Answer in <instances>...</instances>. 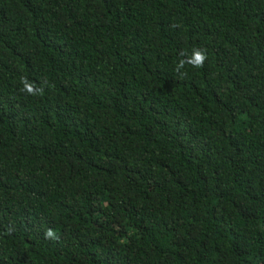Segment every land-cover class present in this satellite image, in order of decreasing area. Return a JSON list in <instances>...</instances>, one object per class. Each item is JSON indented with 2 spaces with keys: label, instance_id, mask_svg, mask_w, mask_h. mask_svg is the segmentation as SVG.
Listing matches in <instances>:
<instances>
[{
  "label": "trees",
  "instance_id": "1",
  "mask_svg": "<svg viewBox=\"0 0 264 264\" xmlns=\"http://www.w3.org/2000/svg\"><path fill=\"white\" fill-rule=\"evenodd\" d=\"M0 264H264V0H0Z\"/></svg>",
  "mask_w": 264,
  "mask_h": 264
},
{
  "label": "clouds",
  "instance_id": "2",
  "mask_svg": "<svg viewBox=\"0 0 264 264\" xmlns=\"http://www.w3.org/2000/svg\"><path fill=\"white\" fill-rule=\"evenodd\" d=\"M207 59L208 55L206 49L193 48L190 53L183 52L181 54V58L176 63L174 71L177 75L184 77L186 75V66L199 69L204 66ZM20 83L22 85L21 91L33 97L43 96L45 92V86L47 85V82L37 85L35 82L30 81L26 76L20 77ZM45 238L55 241L59 239V236L53 229L48 228L45 231Z\"/></svg>",
  "mask_w": 264,
  "mask_h": 264
}]
</instances>
